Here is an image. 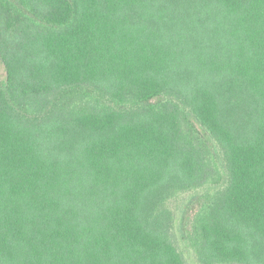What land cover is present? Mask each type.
Here are the masks:
<instances>
[{"label": "trees", "instance_id": "1", "mask_svg": "<svg viewBox=\"0 0 264 264\" xmlns=\"http://www.w3.org/2000/svg\"><path fill=\"white\" fill-rule=\"evenodd\" d=\"M0 264H264V0H0Z\"/></svg>", "mask_w": 264, "mask_h": 264}, {"label": "rangeland", "instance_id": "2", "mask_svg": "<svg viewBox=\"0 0 264 264\" xmlns=\"http://www.w3.org/2000/svg\"><path fill=\"white\" fill-rule=\"evenodd\" d=\"M0 74H1L2 79L4 80L6 78V72H5L3 65H0Z\"/></svg>", "mask_w": 264, "mask_h": 264}]
</instances>
